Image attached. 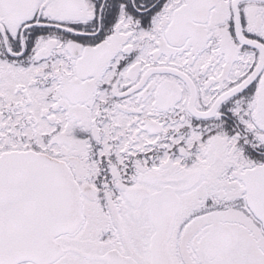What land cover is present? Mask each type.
Returning a JSON list of instances; mask_svg holds the SVG:
<instances>
[{"label": "snow or ice", "instance_id": "obj_1", "mask_svg": "<svg viewBox=\"0 0 264 264\" xmlns=\"http://www.w3.org/2000/svg\"><path fill=\"white\" fill-rule=\"evenodd\" d=\"M0 264H264V0H0Z\"/></svg>", "mask_w": 264, "mask_h": 264}]
</instances>
